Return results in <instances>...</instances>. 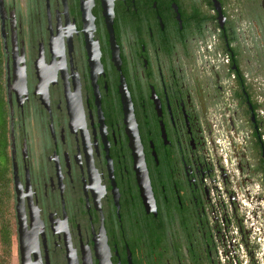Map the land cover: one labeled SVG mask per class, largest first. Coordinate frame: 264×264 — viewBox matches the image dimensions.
Wrapping results in <instances>:
<instances>
[{"label":"flooded vegetation","instance_id":"1","mask_svg":"<svg viewBox=\"0 0 264 264\" xmlns=\"http://www.w3.org/2000/svg\"><path fill=\"white\" fill-rule=\"evenodd\" d=\"M4 7L15 264H264V0Z\"/></svg>","mask_w":264,"mask_h":264},{"label":"trees","instance_id":"2","mask_svg":"<svg viewBox=\"0 0 264 264\" xmlns=\"http://www.w3.org/2000/svg\"><path fill=\"white\" fill-rule=\"evenodd\" d=\"M5 72V51L0 24V264H12L16 226L9 127L10 107Z\"/></svg>","mask_w":264,"mask_h":264},{"label":"water","instance_id":"3","mask_svg":"<svg viewBox=\"0 0 264 264\" xmlns=\"http://www.w3.org/2000/svg\"><path fill=\"white\" fill-rule=\"evenodd\" d=\"M0 16L2 19V24H1V31H2V36L4 38V41L6 43V32H5V16H6V11H5V7H4V0H0ZM7 88H8V97H9V104L11 106V117H12V121H11V149H12V159H13V167H14V182H15V190L17 192V194H20V182L18 179V174H17V163H16V159H15V137H14V126H13V109H12V97H11V89L12 86L10 84V80L8 79V84H7ZM20 201V199H19ZM21 205L20 202L17 205V212H18V216L21 218Z\"/></svg>","mask_w":264,"mask_h":264},{"label":"rangeland","instance_id":"4","mask_svg":"<svg viewBox=\"0 0 264 264\" xmlns=\"http://www.w3.org/2000/svg\"><path fill=\"white\" fill-rule=\"evenodd\" d=\"M13 253H14V249H13ZM12 264H15V259H14V257H12Z\"/></svg>","mask_w":264,"mask_h":264}]
</instances>
